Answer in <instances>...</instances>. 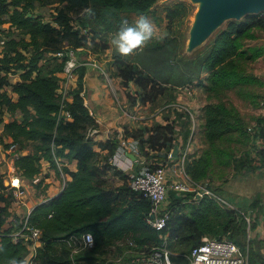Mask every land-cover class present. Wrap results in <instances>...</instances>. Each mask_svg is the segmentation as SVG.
<instances>
[{
  "label": "trees",
  "instance_id": "1",
  "mask_svg": "<svg viewBox=\"0 0 264 264\" xmlns=\"http://www.w3.org/2000/svg\"><path fill=\"white\" fill-rule=\"evenodd\" d=\"M35 1L0 0V24L8 21L9 25L27 35L16 38L7 33L2 37L0 108L4 107L5 112L10 114L20 110L21 118L3 121L0 117V124L3 122L0 142L5 134L11 137L10 141L4 142L6 148L11 142L17 144L24 139L33 140L30 151L17 152L13 157L17 173L29 179L40 172L41 159L48 160L57 170L56 158L67 161L75 159L76 167L72 169L62 164L63 172L70 177L65 180L61 190L35 203L24 216L16 214L13 217L9 209L13 200L12 192L10 189L6 191L7 184L0 178V201L3 202L0 204V228L4 231L0 236V264H8L13 257L26 262L29 247L22 238L14 240L8 233L25 219L28 224L40 228V244L35 249L31 264H90L93 258L91 253L100 243H111L119 237H131L136 243H158L162 239L160 233H167L169 246L173 241L185 245L183 252L190 251L207 235L220 237L226 234L244 250L249 245L247 264H264V256L247 239V220L244 214L233 208L221 207L213 196L207 193L195 196L193 190L177 192L169 189V216L165 225L157 229L146 219L149 199L133 190L128 181L115 186L104 184V165L102 167L95 158L98 152L95 145L107 150L104 154L108 160L106 162L119 176L124 179L127 177L128 180L130 176L129 172L109 160L118 145V137L114 135L105 140H97L88 132L96 120L82 95L83 75L87 65L79 64L74 68L78 85L66 90L71 97L61 101L59 80L65 59L71 49L83 47L86 39V34L73 26L75 13H81L80 19L91 28L118 30L122 21H130L129 15L132 14L138 17L144 15L158 24L162 18L167 19V24L175 20L181 22L189 12V3L173 0L153 7L155 0H55L58 4L55 5L54 19L46 20L32 12ZM253 26L264 28V13L251 12L230 19L214 34L197 57L211 77L235 67L234 57L242 50L240 37ZM65 39L68 40L66 44ZM145 45L149 48L159 45V40L151 39ZM58 51H61L60 57L46 55V52ZM113 55L116 57L114 75L123 85L132 80L140 88L139 94L136 92L131 95L126 91L128 108L132 109L137 100L143 104L151 102L164 91L165 85L157 78L156 72L143 71L116 50ZM10 72H17L16 80L10 79ZM6 85H10V88L4 87ZM185 88L192 89L191 86ZM169 108L182 113L181 121H175L180 128L185 122L183 117L189 119L188 112L171 105L163 109ZM62 109L68 112H62ZM175 122L156 121L153 126L138 122L132 127L124 125L123 133L138 140L141 152L147 153L143 147L148 146L164 148V153H167L175 143L178 148L184 144L190 131L189 121L183 138L180 129L175 130ZM257 123L256 134L264 136V116L257 118ZM230 126L223 108L206 106L204 134L209 141ZM145 131H148L147 135H144ZM245 150L240 155L232 156L235 169L243 167ZM205 164L206 159L199 155L191 161L187 159L185 168L192 177L199 179ZM213 191L217 189L213 187ZM5 222L9 224L2 227ZM85 231L93 235L92 246L82 247L71 254V248L64 237L73 233L80 235ZM178 254L183 260L178 263L173 253L171 257L175 264H187L186 256Z\"/></svg>",
  "mask_w": 264,
  "mask_h": 264
},
{
  "label": "rangeland",
  "instance_id": "2",
  "mask_svg": "<svg viewBox=\"0 0 264 264\" xmlns=\"http://www.w3.org/2000/svg\"><path fill=\"white\" fill-rule=\"evenodd\" d=\"M171 1L173 0H155L153 7L170 3ZM185 1L189 3L190 9L181 22L175 20L172 23L167 24L166 18H162L160 24L152 22L154 25V35L151 39H158L159 45L150 46L149 48L144 44L142 47L136 49L131 55L124 56L143 71L156 72L158 74L157 78L165 85L164 91L156 99L144 103L142 106H137V111L139 113H145L148 115L145 118L147 119V122L141 124L153 126L156 121H171L172 123L175 121H181V112L170 108L163 109L161 105L176 97L178 91L183 89L184 86H191L194 97L191 104L197 118V129L194 139L189 144L190 152L188 159L191 161L194 157H199V155H203L206 159L203 174L199 178L200 182L202 184L207 182L208 185L211 186L220 184L221 180L224 177H227V179L224 180L223 188H225V185H230V187L231 185L234 186V184L237 183V177H242L244 187H246V189L250 188L252 194L260 196L261 207L263 206L261 209L264 210V190H261L262 185L258 182L260 176L257 177L255 173L251 172H248L245 177L236 174L233 172L234 165L232 160L233 155L242 154L243 150L246 148L251 150V156L253 153H256L254 152V150H256V145L254 144V138L252 136H255L253 133L255 131L256 117L260 115L262 107L261 98L264 96V28L253 26L248 30V33L242 35L240 37L242 50L234 57L235 67L230 68L228 72L218 73L214 75L213 78L209 75L208 70H206L201 60L197 57L207 47L214 34L221 30L230 19H237V17H225L197 46L188 51L186 50V45L189 29L194 19V13L198 7V1ZM56 4H58V2L55 0H36L32 12L41 15L46 20H53ZM258 13L263 14L264 11H259ZM80 16L81 13H75L72 22L74 27H77L82 33L86 34L85 45L73 50L71 54L75 55L76 61L81 59L97 61L102 65L106 72L114 76L116 82L118 80L114 75L116 57L113 55L116 49L111 41L116 35L117 30L91 28L88 23L80 19ZM137 18L138 15H129V23ZM7 33H10L11 36L16 38L27 36L25 33L19 32L14 26L9 25L8 21L3 22L0 24V49L3 47L2 37L6 36ZM64 43H68V40L65 39ZM46 55L60 57L62 54L58 52H46ZM68 55L70 56V52ZM87 67L98 70V68L89 65ZM98 72L101 78L105 81L104 73L99 70ZM9 75L12 81L16 80L17 72H10ZM61 76L62 77L59 80L60 89L65 88L68 91L78 85L77 72L74 70L71 75H68L62 70ZM4 87L9 89L10 85ZM120 87H122L125 92L128 91L131 95L136 92L139 94L140 92V88L136 86L133 81L130 88H125L121 82H118L117 90ZM110 93L114 97L118 95V93L115 94V91H112V88H110ZM127 98L126 95V99ZM125 102L126 103H123V108L129 104V100L127 99ZM207 105H216L223 108L224 114L231 124L228 130L214 138L212 141H209L204 134L205 108ZM122 110L124 111V109ZM0 117L3 121L11 120L14 117L21 118V111L17 110L10 114L5 112L3 107L0 108ZM183 119L185 122L180 128L179 124L175 122L177 123L175 130L179 128L180 135L185 138L189 119L186 117H183ZM0 125V129L3 128V122ZM127 125L128 127H132L131 122ZM116 133L117 131L113 130L112 136ZM147 133L148 131H145L144 135H147ZM2 138L3 141L0 142V149L5 152L4 155L0 156V178H2L3 183L6 185L10 182L11 175L17 172L16 169L9 164L13 159L15 152L30 151L33 146V140L24 139L17 143V147L13 150H9V148L4 147V142L10 141L11 137L5 134ZM131 141H133V139H131ZM125 147L130 150L134 149L129 142H126ZM143 149L144 151H147V153L140 151L139 145L136 141L134 151L136 154L138 153L140 155H137L136 159L130 161L135 169L139 167L140 164L148 163L150 161L168 164L169 161L166 159L164 148H151L144 146ZM97 150L98 152L95 158L99 164H102V167L104 165V171L102 174L104 177V184L106 186H115L124 181L127 182V177L124 179L119 176L115 169L110 167L106 162L107 159L104 154L107 150L105 148H97ZM110 162L118 167H122V169H129V171H131L130 167L119 165L113 161ZM42 174H44L43 171ZM38 175H40V173ZM14 176L15 175H13L12 179ZM36 176L33 177L34 180H28V182L35 187V189L31 191H34L37 195L41 193V196L44 197L46 195L45 188L49 183L45 180L44 176L41 178H36ZM56 176L59 177V173ZM16 180H18L17 177ZM213 187L220 190L218 186ZM5 189L9 192L8 186H6ZM246 202L247 201L244 203ZM2 203L3 202L0 201V204ZM237 203H240V205L244 207V203L241 204V199H239ZM242 211L249 217L248 227H253L251 224L252 215L246 213L244 209ZM15 215L16 212L13 213V217ZM262 226L264 228V224ZM250 234H252V231H250ZM126 239V237H119L111 243H100L96 250L91 253L93 258L90 264H123L125 260L123 258L120 259V256L126 247ZM247 239L250 241L251 237L249 238V236H247ZM251 245H253L252 241ZM57 246L60 247L59 243H57ZM170 247L174 251V255L177 256V262L179 263L182 261L183 259L178 253L183 252L186 246L173 241ZM248 248L249 245L247 244L246 251H248ZM83 251H86V249Z\"/></svg>",
  "mask_w": 264,
  "mask_h": 264
},
{
  "label": "built area",
  "instance_id": "3",
  "mask_svg": "<svg viewBox=\"0 0 264 264\" xmlns=\"http://www.w3.org/2000/svg\"><path fill=\"white\" fill-rule=\"evenodd\" d=\"M78 48H81V46ZM69 52L70 56L68 55L65 59L63 66V70L68 75L73 74L74 67L78 64L96 67L99 71L104 73L106 85L109 89L112 88V91H115L116 94L117 83L120 82L117 77L118 80L115 82L114 76L106 72L102 65L97 61L85 59L76 61L75 55L71 54L73 50L71 49ZM58 53L61 54V51H58ZM131 84L132 81L130 80L126 85H123V87L130 88ZM185 90L187 92L192 91L191 88H185ZM59 91L62 93L61 101H63V98L65 97L68 98L65 88H59ZM138 105L142 106V103L137 100L133 104L132 109H126L129 105H126L125 108H123V105L120 106L130 118L137 120L138 114L136 111ZM169 105L176 106V108L188 112L190 131L187 140L184 144L179 146L176 155L172 154L173 148L165 154L166 159L169 161L168 164L150 161L148 163L140 164V166L135 169L130 161L136 159L137 155H135V158H130L125 152L129 150L132 153H136L134 150L136 141L138 143V140L131 136L124 135L123 128L115 134L119 139L118 145L115 151L109 156L110 161L131 168V171H129L130 177L128 184L133 190L149 199L150 207L146 219L157 229H161L165 225L166 219L169 216V208L167 206L169 189L177 192L193 190L195 196L207 193L213 196L218 202L224 204V201L219 194H216L215 191L202 184L199 179L192 177L185 168V162L188 159L190 152L189 144L195 136L197 129V118L191 102L176 98L175 100L164 103L161 107L165 108ZM262 111L264 114V105L262 106ZM62 112L67 113L68 111L62 109ZM92 127L94 128V126ZM131 139H133V141H131ZM126 142H129L134 149L130 150L129 148H126ZM15 147H17L16 143L11 142L8 148L9 150H13ZM16 153L17 152H15V154ZM56 164L58 167L60 166L59 158H56ZM12 167H14V164H12ZM13 175L18 178L17 183L12 181ZM9 181L10 182H8L7 186L12 192L13 199L17 202H24L25 188L23 181H21V175L17 172L13 173ZM150 213H153V216H151ZM241 213L243 212L241 211ZM243 214L247 220L248 226L249 217L247 214ZM2 233H4V231L0 228V236ZM8 233L14 240L22 238L27 244L30 253L26 259V264H31L35 249L37 245L40 244V228L28 224L25 219L18 227L13 228ZM160 236L162 239L158 243H136L131 237H126V247L120 256V259L123 258L125 260L123 264H175L171 257L174 251L167 243V233H160ZM64 239L71 248V254L82 247H90L93 244V235L90 231H85L80 235L73 233L64 237ZM179 253L186 256L188 259L187 264H247L246 249L244 250L241 248L239 244L229 238L226 234H223L220 237L205 236L204 239L199 244L194 245L190 251Z\"/></svg>",
  "mask_w": 264,
  "mask_h": 264
},
{
  "label": "crops",
  "instance_id": "4",
  "mask_svg": "<svg viewBox=\"0 0 264 264\" xmlns=\"http://www.w3.org/2000/svg\"><path fill=\"white\" fill-rule=\"evenodd\" d=\"M82 95L84 98V102L89 107L91 113L94 115L96 124L94 125V128L92 127L89 129V133L92 135L93 138L97 140H105L106 138L113 135V130L121 131L122 127L124 125H127L129 122H131L132 125L136 123H143L147 122L145 119L148 115L145 113L141 114L138 111V119H131L129 115L124 112L120 105H123V103H126V92L123 90L122 87H120L115 97L110 93V89L106 85V82L101 78L99 75L98 70L95 68H88L85 71L83 75V82H82ZM71 96L68 95V98ZM179 99L192 102L193 97V91L187 92L185 89H181L178 91L177 96ZM262 106L264 105V96L261 98ZM143 105V103H142ZM119 106V107H118ZM118 107V108H117ZM264 116L262 107L260 115L256 117V125H255V131L257 130V118ZM161 118V117H160ZM20 119V118H18ZM163 119V118H161ZM254 131L253 134L255 136H252L254 138V144L256 145V150H254L252 156H251V150L246 148V154H245V163L242 164L243 167H240L238 169H233V172L236 174H240V176L245 177L248 172L255 173L257 177L260 176V180H258L259 183H261V190H264V136L257 135ZM9 147V146H8ZM7 147V148H8ZM95 147L100 148L99 146L95 145ZM96 148V149H97ZM4 150L0 149V156L4 155ZM127 152H130L127 150L125 153L127 156L129 154ZM135 155H140L133 153ZM131 158V156H129ZM10 166L13 164V159L9 163ZM67 164L70 168L74 169L76 167V160L73 159L71 161L62 160L60 159V166L58 167V170L51 166L46 159H41V170L40 175L37 174L36 178H41L44 176L45 180L49 183L48 186L45 188L46 195L43 197L42 194L39 193L38 195L34 193L35 187L31 185L28 180L29 178L21 176V181H23V185L25 188V195H24V202H17L14 199L10 202L9 209L12 213L16 212L19 216H24L28 214L31 207L37 203L40 200L46 199L50 196H53L57 194L61 188L63 187V184L67 178L70 177L68 173H64L61 165ZM128 167V166H127ZM122 168V167H121ZM42 171L44 174H42ZM124 171L129 172V169H124ZM59 173V177L56 176ZM34 176V177H35ZM237 177V183L233 185H225L224 187V180L227 179V177H224L220 184L215 185H208L207 182H204V185H206L208 188L213 190V186H218L220 190L215 191L216 194H219L220 197H222L224 204L219 202V205L224 208H233L235 211L241 212L243 209L246 213L252 215V222L251 224L253 227L246 226L247 230V236L249 238L251 237V241L253 242V248L257 250L260 254L264 256V210L263 206L261 207V199L259 195L252 194V190L246 189L244 187V181L243 178ZM34 180V178H31ZM200 181V180H199ZM236 182V181H234ZM260 187V186H259ZM248 188V186H247ZM250 190V191H249ZM247 191V192H246ZM44 192V191H43ZM246 192V193H245ZM26 196V199H25ZM241 199V204L244 203V207L240 205V203H237V201ZM243 212V211H242ZM9 224V222H5L2 227H5ZM250 231H252V234H250ZM251 235V236H250ZM210 236V235H207Z\"/></svg>",
  "mask_w": 264,
  "mask_h": 264
},
{
  "label": "water",
  "instance_id": "5",
  "mask_svg": "<svg viewBox=\"0 0 264 264\" xmlns=\"http://www.w3.org/2000/svg\"><path fill=\"white\" fill-rule=\"evenodd\" d=\"M198 7L189 29L186 50H192L225 17H242L246 13L264 11V0H196ZM178 145H173L172 154L176 155ZM131 158L135 154L127 152ZM65 184V182H64ZM63 184V185H64ZM153 216V213H150Z\"/></svg>",
  "mask_w": 264,
  "mask_h": 264
},
{
  "label": "clouds",
  "instance_id": "6",
  "mask_svg": "<svg viewBox=\"0 0 264 264\" xmlns=\"http://www.w3.org/2000/svg\"><path fill=\"white\" fill-rule=\"evenodd\" d=\"M153 35V23L146 16L141 15L132 24H129L127 20L122 21L111 43L121 56H129L149 41ZM8 264H26V262L13 257L9 259Z\"/></svg>",
  "mask_w": 264,
  "mask_h": 264
},
{
  "label": "bare ground",
  "instance_id": "7",
  "mask_svg": "<svg viewBox=\"0 0 264 264\" xmlns=\"http://www.w3.org/2000/svg\"><path fill=\"white\" fill-rule=\"evenodd\" d=\"M194 15H195V13H194ZM15 180V181H14ZM12 181L14 182V183H17L18 182V180H16V176H14V178L12 179Z\"/></svg>",
  "mask_w": 264,
  "mask_h": 264
}]
</instances>
